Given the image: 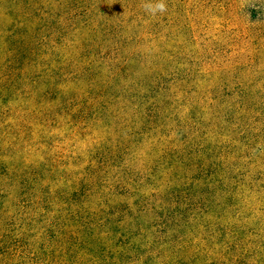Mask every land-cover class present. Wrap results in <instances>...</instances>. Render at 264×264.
Instances as JSON below:
<instances>
[{
  "label": "rangeland",
  "instance_id": "374dc122",
  "mask_svg": "<svg viewBox=\"0 0 264 264\" xmlns=\"http://www.w3.org/2000/svg\"><path fill=\"white\" fill-rule=\"evenodd\" d=\"M25 1L0 0V264H264V0H137L105 41Z\"/></svg>",
  "mask_w": 264,
  "mask_h": 264
},
{
  "label": "trees",
  "instance_id": "16d2710c",
  "mask_svg": "<svg viewBox=\"0 0 264 264\" xmlns=\"http://www.w3.org/2000/svg\"><path fill=\"white\" fill-rule=\"evenodd\" d=\"M53 0L54 5L56 7L63 6L64 9L67 8V10L70 11L69 15L73 11H83L84 13H90L93 17L88 16L89 19L87 23L92 26L93 29L98 30V35H94L92 39L98 40L99 38L105 41L106 39V33L109 36H115L113 32H110L108 30L100 31V27H96L94 23L95 20H102L105 22L104 26L108 27L112 23L111 21L114 19H120V21H124L123 15H125L127 12H135L139 7V1L137 0ZM30 2H34L38 4V0H26L24 5L30 7ZM89 3L91 5H89ZM119 3H124L122 6ZM92 8V10H91ZM63 9V10H64ZM97 9L99 13L94 14V10ZM126 16V15H125ZM136 19V15H134Z\"/></svg>",
  "mask_w": 264,
  "mask_h": 264
},
{
  "label": "clouds",
  "instance_id": "9594fccd",
  "mask_svg": "<svg viewBox=\"0 0 264 264\" xmlns=\"http://www.w3.org/2000/svg\"><path fill=\"white\" fill-rule=\"evenodd\" d=\"M241 3L242 7L245 9L249 7H256V5L251 2V0H241ZM141 7L143 11L151 17L164 15L168 11L166 0H142Z\"/></svg>",
  "mask_w": 264,
  "mask_h": 264
}]
</instances>
